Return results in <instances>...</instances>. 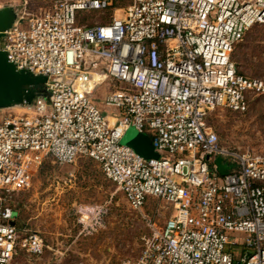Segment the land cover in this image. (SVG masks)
<instances>
[{
    "label": "built area",
    "instance_id": "2783aa9c",
    "mask_svg": "<svg viewBox=\"0 0 264 264\" xmlns=\"http://www.w3.org/2000/svg\"><path fill=\"white\" fill-rule=\"evenodd\" d=\"M16 9L0 48L17 69L46 75L48 96L0 120V205L45 158L89 157L133 208L154 196L174 209L162 226L148 219L142 253L121 264H264V154L222 144L208 121L215 108L245 112L264 95V78L232 59L264 23V0H45L37 11L24 0ZM108 10L106 22H79L82 11ZM102 87L117 113L91 101ZM131 127L162 157L122 143ZM18 247L39 256L45 243L1 206L0 264Z\"/></svg>",
    "mask_w": 264,
    "mask_h": 264
},
{
    "label": "rangeland",
    "instance_id": "374dc122",
    "mask_svg": "<svg viewBox=\"0 0 264 264\" xmlns=\"http://www.w3.org/2000/svg\"><path fill=\"white\" fill-rule=\"evenodd\" d=\"M23 1L0 0V7L21 8ZM44 1L31 0L32 10L37 11ZM113 14V10L82 11L79 22H106ZM232 59L239 72L264 78V23L250 28L235 45ZM108 90L98 88L89 97L104 113L115 114L116 109L103 102ZM20 112L24 110L19 106L2 109L0 120ZM208 121L222 144L264 154V95L253 97L245 112L215 108ZM155 154L162 157L156 148ZM219 158L223 156L216 157L217 163ZM6 205L17 213L22 234L36 232L45 243L39 256L18 247L9 264H121L142 253L145 238L152 232L148 219L162 226L174 210L154 196H148L142 209L133 208L118 185L106 177L101 164L89 157L68 164L45 158L35 169L30 186L15 192L0 207Z\"/></svg>",
    "mask_w": 264,
    "mask_h": 264
},
{
    "label": "water",
    "instance_id": "95a60500",
    "mask_svg": "<svg viewBox=\"0 0 264 264\" xmlns=\"http://www.w3.org/2000/svg\"><path fill=\"white\" fill-rule=\"evenodd\" d=\"M18 17L13 5L0 7V43L5 32L10 29ZM47 76L26 69H17L0 48V110L32 104L39 96H48L45 87ZM123 143L131 146L142 156L157 158L152 140L148 134L130 128L122 138Z\"/></svg>",
    "mask_w": 264,
    "mask_h": 264
},
{
    "label": "trees",
    "instance_id": "16d2710c",
    "mask_svg": "<svg viewBox=\"0 0 264 264\" xmlns=\"http://www.w3.org/2000/svg\"><path fill=\"white\" fill-rule=\"evenodd\" d=\"M108 11H109V10H108ZM249 30H250V29H249ZM249 30H248V31H249ZM248 31H247V32H248ZM247 32H246V34H247ZM246 34H245V36H246ZM245 36H244V37H245ZM218 164H219V170H220L221 173H224V172L227 171V166H228V165H227V163L224 161L223 158H222V159L219 158V160H218Z\"/></svg>",
    "mask_w": 264,
    "mask_h": 264
},
{
    "label": "crops",
    "instance_id": "0c3cea01",
    "mask_svg": "<svg viewBox=\"0 0 264 264\" xmlns=\"http://www.w3.org/2000/svg\"><path fill=\"white\" fill-rule=\"evenodd\" d=\"M16 224H17V213H16Z\"/></svg>",
    "mask_w": 264,
    "mask_h": 264
}]
</instances>
